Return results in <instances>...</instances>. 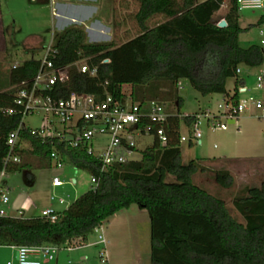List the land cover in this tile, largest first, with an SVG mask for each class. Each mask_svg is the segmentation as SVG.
Listing matches in <instances>:
<instances>
[{"label":"trees","instance_id":"obj_1","mask_svg":"<svg viewBox=\"0 0 264 264\" xmlns=\"http://www.w3.org/2000/svg\"><path fill=\"white\" fill-rule=\"evenodd\" d=\"M134 16L141 31L120 44L87 41L83 25L70 24L53 34L54 64L66 65L85 58L96 73L70 68L63 93L85 92L102 99L107 93L124 102L144 104L150 100L174 101L180 79H187L201 95H230L226 79L236 78L240 64L259 65L263 54L257 45L241 47L237 36L239 11L236 0H136ZM227 1L226 26L211 21ZM161 15L153 26L147 21ZM264 23V14L257 24ZM109 62H102L103 59ZM39 60L20 63L0 76V169L7 153V133L16 128L19 117L6 115L13 105L14 86L32 77ZM129 90V93L126 90ZM233 93L231 98H235ZM169 114L177 113L173 108ZM187 126L192 115L183 117ZM170 143H154L141 150L139 160H129L101 170V162L81 149H56L78 169L97 179L96 188L79 195L52 221L44 216H28L23 211L0 216V246L54 245L58 248L82 246L88 235L116 212L136 204L150 219V264H264V182L244 186L232 198L243 222L233 217L224 200L193 182L205 170L192 159L184 164L178 140V119L167 127ZM25 134V133H24ZM26 136V135H25ZM28 137V136H27ZM31 148L21 151L22 162L8 171L50 167L52 144L28 137ZM171 175L172 179H166ZM214 179L223 188L234 178L225 169L216 170Z\"/></svg>","mask_w":264,"mask_h":264},{"label":"rangeland","instance_id":"obj_2","mask_svg":"<svg viewBox=\"0 0 264 264\" xmlns=\"http://www.w3.org/2000/svg\"><path fill=\"white\" fill-rule=\"evenodd\" d=\"M104 2L111 5L106 7L109 13L107 23L111 27V35L105 38L89 34L87 41H113L115 44H120L140 33L141 29L134 18L139 8L136 0H111L112 4L109 0ZM51 4L44 0H0V76H3L15 62L22 63L25 60L42 58L46 48L52 45L53 34L58 30L55 24V8ZM227 10V1H224L221 8L214 14L213 20L224 19ZM261 14H264V10L239 11V26L242 30L237 36V41L241 47L259 46L262 37L259 33L257 18ZM163 19V16L155 15L146 24L151 27ZM218 23L216 21L215 24ZM261 66H264V60L255 66L240 64L238 78L245 79V84L252 88L255 85L254 73ZM235 84V77L226 79L225 86L229 92L233 91ZM126 92L129 93V90L127 89ZM176 94L182 99L178 107L174 101H161V103L166 110L173 108L177 111L178 108L177 113L171 114L169 118L178 119L180 134L184 136L188 135L184 116L207 109L216 111L217 105L224 98L220 93L201 95L187 79L179 80ZM23 121L29 127H37L40 125V116L30 115ZM240 126L239 132L234 124H228L227 130H218L209 128L203 122L200 126L201 143L194 140L181 141L180 149L182 163L186 164L195 159L205 167V170L194 174L193 182L221 197L230 214L243 222L241 215L232 205V198L244 186H257L263 180L260 175L247 178L242 177L239 172L243 167L263 160L261 158L264 157V122L250 118L243 120ZM136 142L137 149L129 156L131 160H139L141 150L156 143V139L152 135L137 136ZM94 145H98V140H95ZM220 169L234 171L231 187L223 188L216 183L214 173ZM55 179L61 180L63 184L53 187ZM166 179H172L171 175H167ZM3 180L11 187L10 192H5L8 200L9 196L12 198L15 192L35 186L43 196L49 198L48 200L53 197L52 203H57L58 199L62 198L64 204L60 207L65 205L67 207L92 185L90 173L74 167L68 160L60 165L53 162L50 167L7 171ZM7 206V203L0 201V209L5 213H8ZM40 212L41 210L36 215H40ZM117 216L119 217L117 221L110 225L107 224V220L102 224L103 235L108 240L107 261L100 257L104 247L98 242L100 232L92 231L88 235L87 244L58 249L54 259L48 264H150L148 212L132 204L128 210L123 209ZM12 253L10 246H0V264H6L12 257Z\"/></svg>","mask_w":264,"mask_h":264},{"label":"built area","instance_id":"obj_3","mask_svg":"<svg viewBox=\"0 0 264 264\" xmlns=\"http://www.w3.org/2000/svg\"><path fill=\"white\" fill-rule=\"evenodd\" d=\"M236 2L238 11L264 10V0ZM259 28L262 38L258 47L264 60V23L260 24ZM55 55L56 49L52 45L46 48L43 57L37 59L39 64L36 73L15 84L13 105L3 109L6 115L19 117L17 127L7 133V153L0 169V201L4 204L8 202V197L5 194L3 179L11 165L22 162L20 152L31 148L29 136L52 144L50 151L52 163L60 165L67 161L65 155L63 156L53 145L54 142H59L65 150L81 149L95 156L101 162V170L131 160L129 156L137 149V136L152 135L161 146L170 143L167 127L171 114L166 111L163 103L150 100L141 104L132 101L131 97L121 102L108 93L102 99L85 92L70 91L64 94L62 87L70 79L72 66H77L80 72H88L90 75H94L96 69L89 68L85 58L66 65H56L53 60ZM102 62H109V59H103ZM19 65L20 63L15 62L11 68ZM236 74H240L239 66ZM254 76L255 85L252 88L245 84V79L238 78L236 89L223 98L216 111L207 109L192 114L191 124L187 126L188 135L184 136L178 132L179 143L187 140L201 143L200 126L203 122L209 128L218 130H226L228 124H235L245 114L264 122V66L259 67ZM233 93L236 94L235 98H231ZM30 115L40 116L39 126L29 127L24 123V118ZM95 140H98L96 146ZM91 183V187L96 188L97 179L93 175ZM62 184L61 180L53 181L54 186ZM58 201L64 202L62 198ZM5 215L8 214L0 209V216ZM40 215L52 221L58 216L51 207L42 209ZM93 232H100L98 242L104 245L100 257L106 261V239L102 225L95 227ZM12 247L16 250L15 259L10 258L6 264H42L44 261L53 260L60 249L49 244ZM74 247L78 246L67 248Z\"/></svg>","mask_w":264,"mask_h":264},{"label":"crops","instance_id":"obj_4","mask_svg":"<svg viewBox=\"0 0 264 264\" xmlns=\"http://www.w3.org/2000/svg\"><path fill=\"white\" fill-rule=\"evenodd\" d=\"M44 1L50 2V4L52 3L51 5H54L55 15H56L55 16L56 30L58 31L62 30L64 27L70 24H78V25H83L85 27L87 35L94 34L93 36H96V37L101 36L105 38L111 35V27L107 23L108 21L107 18H108L109 13L106 10V7H109L110 4L109 3L105 4L104 2L105 0H44ZM109 1L111 3V0ZM111 13L110 15H112ZM214 14L211 17V21L214 23H216V21L220 22L221 18L219 20H213ZM246 119H250V117L245 114L234 124L235 128L238 130L237 132L240 131L241 122ZM261 159L263 160L260 162L253 163L254 165L253 164L250 166L246 165L247 167H243L242 170L239 172V174L242 177H247V178H252V177L255 178L256 176L259 177L260 175L261 179H263L260 182L261 183L264 182V157ZM225 170L229 171V173L234 178V175H235V173H233L234 171H232L231 169H225ZM72 181L76 182L75 179H72ZM3 183L6 189L5 192L6 193L10 192L11 187L8 185V183L5 182V180H3ZM53 187H59V186L53 185ZM48 199L49 198L47 196L46 197L43 196L41 192L36 189L35 186L29 189L28 188L22 189L18 192H15L12 198H10L9 196V200L7 202V205H8L7 212L8 213L6 214L13 215V214L18 213V211H23L28 216H37L36 213L39 210H42L46 207H51L56 212H59L66 206L65 205L64 207H60V205H63L64 202L60 203L58 201L57 203H52L51 201L53 199L51 198H50L51 200H48ZM128 208H125V209L128 210ZM122 210L110 216L107 219V222H108L107 224L110 225L112 222L117 221V219L119 218L117 215ZM107 242L108 240H106V245H107ZM106 245H105V251H106ZM10 247L13 250L11 258L15 259L16 250L14 247L12 246ZM107 260H108V257H107V252H106V261ZM48 263L49 261H44L42 264H48Z\"/></svg>","mask_w":264,"mask_h":264},{"label":"water","instance_id":"obj_5","mask_svg":"<svg viewBox=\"0 0 264 264\" xmlns=\"http://www.w3.org/2000/svg\"><path fill=\"white\" fill-rule=\"evenodd\" d=\"M217 26H219V27H224V26H226V21H225L224 19H222V20L217 24Z\"/></svg>","mask_w":264,"mask_h":264}]
</instances>
